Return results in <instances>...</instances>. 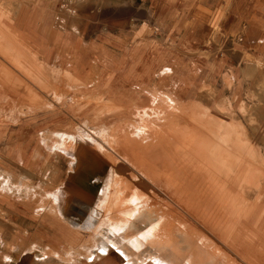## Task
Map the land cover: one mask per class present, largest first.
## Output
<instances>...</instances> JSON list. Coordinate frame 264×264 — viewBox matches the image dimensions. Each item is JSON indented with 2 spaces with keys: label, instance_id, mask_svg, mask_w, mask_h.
I'll list each match as a JSON object with an SVG mask.
<instances>
[{
  "label": "rangeland",
  "instance_id": "374dc122",
  "mask_svg": "<svg viewBox=\"0 0 264 264\" xmlns=\"http://www.w3.org/2000/svg\"><path fill=\"white\" fill-rule=\"evenodd\" d=\"M0 80V264H264V0H0ZM143 110L251 168L241 191L262 241L211 235L218 257L204 256L211 205L186 195L200 208L188 212L138 167L156 128ZM76 139L88 154L74 170ZM139 192L150 199L133 216ZM131 216L127 238L157 248L118 234ZM178 221L195 230L177 236L181 260L159 249Z\"/></svg>",
  "mask_w": 264,
  "mask_h": 264
},
{
  "label": "bare ground",
  "instance_id": "6f19581e",
  "mask_svg": "<svg viewBox=\"0 0 264 264\" xmlns=\"http://www.w3.org/2000/svg\"><path fill=\"white\" fill-rule=\"evenodd\" d=\"M2 47H5V46L3 45ZM7 49L8 48H6V51H7ZM12 64H14V63H12ZM0 82H1V80H0ZM2 85H6V84H4V82H3ZM9 85L10 84H8V86ZM29 87H30V85H29ZM29 90H28V93H29ZM0 94L2 95L1 98H6L9 96L8 92L5 91V89ZM13 94L15 95V93H13ZM15 96H17V95H15ZM19 96H21V95L19 94ZM31 97H33V96H31ZM143 111L146 114L142 113ZM143 111L140 114L142 115L143 121H145L144 126L148 127L149 125L150 126L152 125L151 123H153L154 125H156L155 126L156 128L153 129L154 128L153 127L150 129V131L153 133V135L151 136L152 140L149 143L148 148L146 147L147 150L145 151L147 155L148 154L150 155V158L148 160H144V163L142 165L140 162V165H138V167H140L142 169V171L147 175V177L150 178L155 184L159 183L160 180L162 181L163 179H165V181H163V182L167 183L166 187L168 188V186H169L171 188V190L169 192V194H171L170 197L172 196L175 200H178L180 202L185 203L188 198L194 197L191 194H193V195L196 194L198 196V202L200 203V205L197 204L199 207H201L203 205L202 204L203 202L205 204H208V206L211 205L210 209H211L212 216L211 215H210V217L206 216V219H205L206 221L204 220V222H206V223L203 226L204 228H207L208 232L205 233L203 231L201 233V235L206 239L205 244L210 245L211 250H210V253H208V255L204 254V256H207V257L212 258L214 260H216V258L218 257V255L216 253L219 250H218V248L216 250L215 245L218 246L219 244H216V242L215 243L213 242L211 235H213L214 237L217 236V237L223 239L225 241L224 243H229L230 247H232L234 250L239 249L241 245L243 246V249H244V248H246V246L253 244V243H250L251 241L254 242L255 240H261L260 239V235H261L260 230L261 229L259 230L260 225H258V222L260 220V213L262 211L260 212V210H257V208L254 206H251V208L247 211L246 210L247 207L245 206V204H246L245 198H244V195L241 191V187L243 185L242 180H244V176H246L245 172H246V170H248L246 165H244L242 163H238L235 166L236 168H233L232 166L235 164V162L231 158V155H230V152L228 151V149H226L222 146L216 147L213 145L212 142H209L208 140L204 141V139H202L201 135H199V134H196V133H195V135H191V133H190V135L182 134V133H178L177 129H172L173 120H175L176 117H175V119H173V117L170 118V120L168 122L171 129L169 128L168 130L166 129V130L161 131L160 129L163 126L164 127L168 126V123L165 122L166 120H168L167 117L163 114H161V115L156 114L157 112H154V114H152L148 110L147 111L143 110ZM154 116H160L159 121L151 122V120H149V118L151 119V117L154 119ZM162 117H163V119H162ZM58 134L61 136V139L64 140L63 143L68 140V138L63 133L59 132ZM83 134L84 133H82V132L80 133V135H83ZM81 141L89 142L88 139H84V138H82ZM81 141L77 140V139L75 141L71 140L72 144L70 143V144L65 145L66 150H68L69 153H71L75 158L73 161V165L71 167L74 170H76L79 166L81 167L83 157L88 154V152L86 153L82 150V148H81L82 146L80 145ZM68 142H70V141H68ZM134 146L135 145H133V148H135ZM136 146H138L137 148H139V145H136ZM236 148H238V147H236ZM231 151L234 152V150H231ZM241 154H243V153L241 152ZM78 164H79V166H77ZM249 170H251V168H249ZM249 170H248V172H250ZM232 172L234 173L233 175H232ZM116 173L118 174V171H116ZM113 174H115V172ZM165 183H163L162 185H164ZM251 184H253V183H251ZM170 188H168V189H170ZM166 189H165V191H168ZM105 195L103 194V197L98 200V206L104 210L109 206V204L107 203V200H106L107 195L106 196ZM149 195H150V193H147V192H146V194L139 192V196L142 198H140V197L135 198L134 194L132 197H130L132 199L131 203L134 205V208L130 209V212L132 213L133 216L135 215V213L139 209L140 204H142L141 202H143V200H141V199H143V197H146L148 199ZM186 195H188V196L190 195V197L183 198V196H186ZM55 199L60 200L61 196H56ZM192 201H194V200L189 199V201L186 202L187 206H185V208H186V207H189L190 205H192L191 207L188 208V210H189L188 212H190V213L194 211L193 205L196 207L195 210L198 209L196 204L191 203ZM127 202H130V200H128ZM148 202H150V201L146 200L145 204L148 205ZM169 202H170V200H169ZM194 202L197 203V200ZM177 205H178V203H177ZM176 209L179 210V207L178 208L175 207V210L173 208H171V210H174L175 212L177 211ZM198 210L195 212H199ZM174 211H173V214H174ZM170 212L172 215V211H170ZM179 212H180V210H179ZM179 212H177V213L179 214ZM171 215H169V216L171 217ZM180 215H182V214H180ZM216 215H219V216H216ZM220 215L223 218L222 219L220 218L219 221H215V217L218 218V217H220ZM133 216H131V218H126V220H125L126 224L125 225L123 224L124 223L123 222V223H121L122 226L117 227L118 234L119 233L121 235L124 234L125 235V236H123L124 239L129 240L130 241L129 243L132 244L135 247V249H138V247H136L137 245L141 246V247H142V245H145V243H144L145 241L154 245L155 243H152V242L155 239H153L151 237L153 240H152V242H150V238L148 237L147 233H146L147 235L146 234L142 235L141 239L143 240V243H140L138 240L136 241V240H131V239L127 238L128 236H130L129 222H131L133 220L132 219ZM229 216H230V218H229ZM175 217H177V216H175ZM184 217H185V215H184ZM181 219H184L183 215H182V218H180V221H181ZM203 219H204V217H203ZM248 219L250 221L251 228H252L250 232H249L248 226H247L249 223ZM181 222H179L178 226L175 225V226H177V230H176V232L173 233V237H171V239L166 240L167 244L165 243L166 244L165 248H164V246H163V248L159 247L160 251H165L167 254L171 253V255L178 256V260L179 259L181 260L182 257H179V256H181V254L182 255H184V254L182 253V249H180L179 246H176V242L178 241L177 236H179V234L184 236L185 235L184 232H185L186 233L185 238L189 239L188 237H191L189 234L193 235L195 232V230L194 231L188 230L187 225L185 227V225L183 226V224H180ZM156 227L157 226H154L153 229H151V231H149V233L155 232ZM160 230H158V232ZM166 231L164 233H166ZM157 237H158V235H157ZM201 239H203V238H201ZM158 240H159V238H158ZM218 243H219V241H218ZM224 243H222V244H224ZM159 245H161V244H159ZM155 247L157 248V245ZM225 247H228V246H225ZM224 251H229V250H224ZM191 252H193V251H191ZM197 252H198V249H197ZM221 252H222V250H221ZM202 253H204V252H202ZM229 254H230V252H229ZM194 259H196V257H194ZM230 259L232 260V258H230ZM197 260L199 262H201L199 264H202V263L205 264L207 262L206 258L201 259V258H199V256H198ZM162 262H166V260L163 259ZM185 264H193V262L186 261ZM195 264H198V263L195 262Z\"/></svg>",
  "mask_w": 264,
  "mask_h": 264
}]
</instances>
